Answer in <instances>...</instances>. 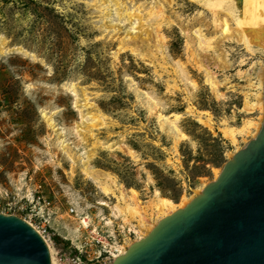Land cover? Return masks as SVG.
I'll list each match as a JSON object with an SVG mask.
<instances>
[{
  "label": "rangeland",
  "instance_id": "1",
  "mask_svg": "<svg viewBox=\"0 0 264 264\" xmlns=\"http://www.w3.org/2000/svg\"><path fill=\"white\" fill-rule=\"evenodd\" d=\"M243 7L244 0H0V213L30 220L25 206L43 195L61 246L79 235L81 214L103 230L130 228L112 216L117 198L85 174L87 161L143 201L159 189L180 203L215 180L253 139L239 137L237 147L220 128L246 117L238 72L264 60L259 34L233 37ZM159 8L164 18L149 14ZM208 71L225 83L223 97ZM43 112L64 129L54 131ZM160 113L169 118L164 126ZM251 116L259 122L262 113Z\"/></svg>",
  "mask_w": 264,
  "mask_h": 264
},
{
  "label": "water",
  "instance_id": "2",
  "mask_svg": "<svg viewBox=\"0 0 264 264\" xmlns=\"http://www.w3.org/2000/svg\"><path fill=\"white\" fill-rule=\"evenodd\" d=\"M0 264H55L25 219L0 213ZM112 264H264V122L187 206Z\"/></svg>",
  "mask_w": 264,
  "mask_h": 264
},
{
  "label": "bare ground",
  "instance_id": "3",
  "mask_svg": "<svg viewBox=\"0 0 264 264\" xmlns=\"http://www.w3.org/2000/svg\"><path fill=\"white\" fill-rule=\"evenodd\" d=\"M241 12H242L241 15L237 18L238 19L236 22L237 25L233 27V31H232L235 40L238 43H242L248 34H259L261 38L264 40V0H244V7L241 10ZM154 13L155 15L156 14L159 15V16L157 15V17H161V18L165 17L163 9L159 8L158 10L154 12H150L149 14L153 15ZM131 15L132 14H130V16ZM160 25L161 23L159 22L158 27ZM229 31H230V27H227L226 32ZM204 42L206 45L208 46L210 45V41H204ZM226 62L227 60L225 61V63ZM252 63L253 64L251 65V67H249V69L238 72L239 74H241L243 78V79L241 78L242 79L241 81L245 82V84L239 85L238 87L242 89L240 92L245 97L244 105L240 111L243 112L246 115V117L243 118L240 121V123L233 124L225 119L220 124L221 125L220 128L224 136L229 137L232 143L236 146L239 142V137L244 138L252 134L253 138H255L257 134L260 132L264 122V60L259 59ZM243 64L246 65V63ZM207 74H208L207 82L210 84L212 90L215 92L217 97H223L224 93L222 92L221 88L224 87L225 83L217 81L216 76L211 71H208ZM257 109L260 110V113H262L259 122L255 121L254 117L251 116L252 114L255 113ZM49 115L50 114L48 112H43L44 118L47 120L49 126L54 131H57L59 129H64V127L59 125L58 122L53 118L54 114L53 115L51 114V116ZM97 115L98 116L94 114L91 117L94 120L97 119L99 121V119L102 118V115L99 114ZM173 116H174V120L172 119L171 124H173V127L175 128L174 130L177 131L176 140L179 141L181 138H185V135L183 134L179 125L177 124L181 115L175 113ZM196 116L198 117L201 123L208 125L211 130L215 128V123H213V118L211 115L201 113ZM159 119L162 122V126H164L166 122L169 120V118L165 117V115H163L162 113L159 114ZM232 122H236V120H233ZM95 123H93L92 126L96 125ZM171 126L172 125H170V128H173ZM239 150L240 149H237L236 152ZM130 153L134 155L133 151H130ZM135 157L136 156L134 155V158ZM84 171L85 174H87L88 177L98 185V187L101 189L102 193L106 197L112 196L117 198V203L114 206H111L112 216L115 218H121L122 221L124 222L123 223L124 226L126 224L130 225V229L134 230L137 233L136 240H140L146 237L163 218L172 214L178 209L187 206V204H189L191 200H193V198H195L206 186L204 184V186L196 190L195 194L192 196L189 197L185 196L180 203L175 202L171 198L163 196L159 189L155 190L153 196L150 199H148L147 201H143L140 197V193L138 192V190L134 188H126L117 179V177L109 173H105L101 170L93 169V167H90L88 161H87V165L84 166ZM214 173H215L214 178L217 179L221 173V169H216ZM149 181H152L150 175H149ZM145 203L146 205H144ZM101 204L110 206V204L106 201L101 202ZM113 220L114 219H112V217L107 219L108 223H112ZM87 222L88 220L85 219V223ZM135 222H137V224H135ZM67 226L69 227V225ZM75 227L76 226H72L71 229H75ZM132 242L126 241L125 243H123L122 244L123 251L124 249L126 250L131 245ZM50 250L53 256L54 263L59 264L55 257L56 250L52 245H50Z\"/></svg>",
  "mask_w": 264,
  "mask_h": 264
},
{
  "label": "built area",
  "instance_id": "4",
  "mask_svg": "<svg viewBox=\"0 0 264 264\" xmlns=\"http://www.w3.org/2000/svg\"><path fill=\"white\" fill-rule=\"evenodd\" d=\"M25 209L29 211L31 219H23L41 234L49 247L52 245L56 249L55 257L59 264H112L117 257L127 251V249L123 251V243L136 241L137 233L130 228L127 231L103 230L89 215L81 214L79 235L74 238H64L66 241L58 246L59 238L52 228L55 212L52 210L51 201L38 193L34 195L32 204L25 206ZM71 212L77 215L74 207L71 208ZM85 219L88 220L87 223Z\"/></svg>",
  "mask_w": 264,
  "mask_h": 264
}]
</instances>
